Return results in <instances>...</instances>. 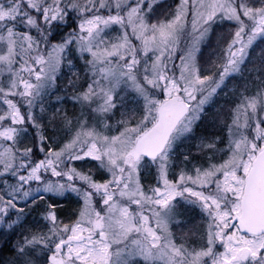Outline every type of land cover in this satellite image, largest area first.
<instances>
[{
    "label": "snow or ice",
    "instance_id": "6c2138e0",
    "mask_svg": "<svg viewBox=\"0 0 264 264\" xmlns=\"http://www.w3.org/2000/svg\"><path fill=\"white\" fill-rule=\"evenodd\" d=\"M0 264H264V0H0Z\"/></svg>",
    "mask_w": 264,
    "mask_h": 264
}]
</instances>
